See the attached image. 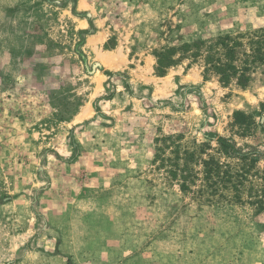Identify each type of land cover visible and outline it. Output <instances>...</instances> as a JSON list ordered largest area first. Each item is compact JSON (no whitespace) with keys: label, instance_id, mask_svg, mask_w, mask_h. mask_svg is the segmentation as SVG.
<instances>
[{"label":"rangeland","instance_id":"1","mask_svg":"<svg viewBox=\"0 0 264 264\" xmlns=\"http://www.w3.org/2000/svg\"><path fill=\"white\" fill-rule=\"evenodd\" d=\"M260 29L264 0H0V264H264V65L246 88L203 72L204 47ZM176 145L233 179L182 191L155 158Z\"/></svg>","mask_w":264,"mask_h":264},{"label":"trees","instance_id":"2","mask_svg":"<svg viewBox=\"0 0 264 264\" xmlns=\"http://www.w3.org/2000/svg\"><path fill=\"white\" fill-rule=\"evenodd\" d=\"M192 46L195 49L192 57H201L200 53L204 42H195ZM192 46L184 45L182 49L187 52L188 48ZM204 49V75L212 73L217 78L218 83L223 86H228L231 81H235L239 87L246 88L250 82L251 65H264V29L235 36L225 35L218 37L215 43L204 47ZM175 53V49H170L156 55L155 72L157 76H164L166 70L174 64L173 57ZM233 120L235 125L247 131L254 126V122L240 112L234 114ZM217 141L220 154H223L226 159L237 158V152L241 151L239 147L230 144V142L221 137H217ZM202 147L205 148L206 146L202 145L197 153L184 152V158L181 159L179 147L176 145V148L172 151L173 159L168 157L165 160L158 154L155 158H158L163 163L165 161L170 162V170L166 172L167 177L172 181H181L180 189L182 191H189L195 188L198 182H201L203 183L201 184V189H209L210 193L214 195L217 192L216 187L218 188L219 184L225 185L231 182L234 172H232L228 164H222L207 155ZM162 152L164 151L162 150ZM195 156L199 157L195 161V164L202 167L201 174L196 171H186L189 169L188 163L194 160ZM248 157L250 158V162L257 163L260 155L257 151L252 150L250 154L241 155L239 159L245 162ZM179 160L184 161L183 165H179ZM199 175L202 176L201 179ZM230 186H232L235 194L239 193L237 186Z\"/></svg>","mask_w":264,"mask_h":264}]
</instances>
